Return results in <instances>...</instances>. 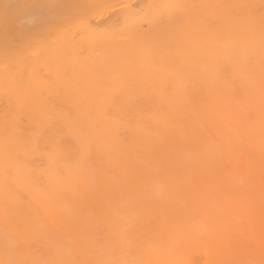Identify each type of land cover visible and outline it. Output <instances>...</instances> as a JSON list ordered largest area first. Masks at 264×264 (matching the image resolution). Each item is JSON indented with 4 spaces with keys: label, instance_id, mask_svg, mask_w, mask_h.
<instances>
[{
    "label": "bare ground",
    "instance_id": "obj_1",
    "mask_svg": "<svg viewBox=\"0 0 264 264\" xmlns=\"http://www.w3.org/2000/svg\"><path fill=\"white\" fill-rule=\"evenodd\" d=\"M21 3L99 4L97 18L113 22L123 5L190 7L171 36L132 26L94 45L78 24L81 39L44 34L41 54L13 70L0 52V262L264 264V0H0V14ZM26 24L0 19V41ZM182 83L200 117L185 108ZM172 119L196 140V179L160 196L139 179L136 148L167 135ZM37 120L64 128L63 159L43 141L26 147ZM118 159L121 181L101 177Z\"/></svg>",
    "mask_w": 264,
    "mask_h": 264
},
{
    "label": "snow or ice",
    "instance_id": "obj_2",
    "mask_svg": "<svg viewBox=\"0 0 264 264\" xmlns=\"http://www.w3.org/2000/svg\"><path fill=\"white\" fill-rule=\"evenodd\" d=\"M103 7L105 6L91 3L73 4L67 7L50 3H21L14 6L5 4L0 14V19L5 25L19 23L25 18L27 20L22 33L10 34L6 28L2 41H0V52L3 55L5 71L13 70L18 64L27 63L38 57L41 54L38 50L39 38L44 34L63 32L71 40L78 41L82 38L81 30L73 31V26L78 24L85 26L83 31L88 36L96 37L94 45H99L104 35L122 32L132 26L140 28L147 26L149 31L158 36H171L186 22L184 9L190 6L165 3L136 8L135 5H123L122 22H113L111 16L102 13L99 14L102 18H97L98 10ZM145 9L157 11L152 12ZM53 16L57 19H50ZM262 33H264V21H262ZM33 49L37 50L33 51ZM262 50H264V41H262ZM58 74L67 79L69 69L62 67ZM181 87L186 97L185 108L190 110L194 117H200L201 113L195 107V99L188 93L187 83H182ZM114 97L115 94L113 99ZM14 119H23V117ZM167 128V135H160L158 139L141 142L136 148V162L140 169L139 179L144 181L146 191L160 196L168 192L170 185L177 178L182 185L194 184L196 179V140L179 119L170 120ZM207 131L208 128L204 127L198 135H203ZM63 133L64 128L57 127L56 121L49 120L45 123L43 120H37L31 127L26 147L41 150V141H43V152L56 160H61L64 158L65 136ZM262 133H264V126H262ZM126 168L127 163L118 159L110 169L100 175L108 177L113 183H119ZM113 169L117 171L109 177V171ZM75 244L76 241L69 239L63 247L71 252ZM17 247L23 248L24 245L18 243ZM0 264H5V262H0ZM6 264H30V262L17 259L8 261ZM31 264H139V262L121 259H72L66 261L33 260ZM183 264H197L195 256H189Z\"/></svg>",
    "mask_w": 264,
    "mask_h": 264
}]
</instances>
